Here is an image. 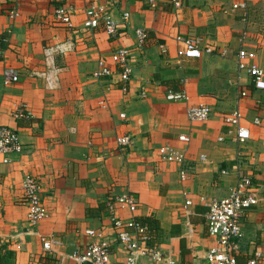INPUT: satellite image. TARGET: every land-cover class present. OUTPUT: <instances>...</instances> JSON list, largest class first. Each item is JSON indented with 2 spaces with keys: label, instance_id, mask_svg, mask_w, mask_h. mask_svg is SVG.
<instances>
[{
  "label": "crops",
  "instance_id": "obj_1",
  "mask_svg": "<svg viewBox=\"0 0 264 264\" xmlns=\"http://www.w3.org/2000/svg\"><path fill=\"white\" fill-rule=\"evenodd\" d=\"M239 1L182 0L175 8L164 0L153 5L148 0H1L0 125L16 131L22 145L19 154L0 155V257L6 264H73L70 253L92 241L86 230L100 231L113 242L110 264H124L126 253L116 243L108 210L112 197L124 193L136 197L137 210L133 215L116 210V217L124 222L150 218L157 226L153 245L169 252L175 264H201L214 243L205 222L207 203L227 196L240 175L251 178L261 199L240 218L237 264L264 250V90L254 89L246 72L236 68L243 48L264 70V0H243L246 12L231 8ZM90 4L106 6L116 22L125 12L129 19L113 38L101 25L85 30L81 24ZM60 5L71 8L72 32L51 22ZM12 7L18 10L14 19L6 16ZM136 28L147 34L141 52L135 49ZM178 35L193 36L214 51L179 59ZM50 46L66 49L54 57L60 72L52 90L35 76L44 70L43 51ZM117 47L133 52L125 92L110 61ZM99 59L114 69L111 77H94ZM6 67L18 73L17 82L3 83ZM241 88L248 96L236 104ZM179 89L186 91L188 103L165 99L167 90ZM21 104L30 116L13 118ZM188 105H206L209 119L190 122ZM236 107L245 122L261 120L249 126L250 138L242 146L223 123ZM121 135L131 138L129 147L117 146ZM180 135L189 142L181 143ZM164 146L181 152L183 163L161 160L158 151ZM27 174L38 181L47 212L31 228L20 190ZM40 236H53L60 244L44 252Z\"/></svg>",
  "mask_w": 264,
  "mask_h": 264
},
{
  "label": "built area",
  "instance_id": "obj_2",
  "mask_svg": "<svg viewBox=\"0 0 264 264\" xmlns=\"http://www.w3.org/2000/svg\"><path fill=\"white\" fill-rule=\"evenodd\" d=\"M155 0H148L152 5ZM173 5L175 8H181L182 0H164ZM1 3V0H0ZM233 10L246 12L245 1H239L232 4ZM72 11L67 5H60L54 8L51 22L54 25L61 26L69 31H74L72 22ZM6 16L14 19L18 16L17 8L6 10ZM129 19L128 13H123L122 22L113 20L110 10L104 5L90 4L84 10L82 28L85 30H94L100 25L103 31L109 37H115L117 30L122 23ZM135 38V49L143 51L147 41V34L144 30L136 28L133 30ZM177 57L180 58H200L202 54L211 55L213 49L211 47H201L199 40L193 36H176ZM62 46L46 47L43 51L45 68L43 71L36 73L35 76L41 78L44 86L48 90L56 88L57 75L60 68L54 63L56 54L64 52ZM132 50L127 47H117L110 56L111 63L118 69L116 72L119 82L123 84L121 90L126 91V86L130 82L133 67L131 64ZM223 55V54H221ZM3 56V50L0 46V58ZM251 54L241 48L236 56V68L238 72H246L251 78L254 89L264 90V70L250 61ZM114 69H110L103 59L97 61L94 77L98 80L104 77H111ZM3 83L5 85L18 81V73L9 67L4 68L2 72ZM143 95V94H141ZM248 91L241 88L237 92L236 104L240 99L247 97ZM165 99L168 102H189V96L184 89L177 91L167 90ZM104 103L101 102V105ZM210 109L206 105H188L186 107V116L190 122H204L210 117ZM30 112L25 104H21L14 108L12 112L13 118L29 117ZM120 119H125L123 113L119 114ZM223 123L226 127V134L238 145H244L250 138L249 126H259L261 120L258 117L253 118L250 122H245L244 116L239 107L230 111L223 117ZM178 140L187 144L189 138L180 135ZM219 141L222 138L218 139ZM116 144L120 149L127 148L132 144V140L128 135L116 137ZM22 145L19 135L16 131L7 126L0 125V155L8 153H21ZM160 159L167 162H176L182 164L184 156L181 152L172 150L164 146L158 151ZM3 163H8L7 158H3ZM181 180L186 179V173L181 170L179 172ZM21 199L26 206V221L28 226L34 227L44 218L47 212L41 199V187L38 181L31 175L27 174L23 177L21 184ZM260 193L254 187L249 176H238L235 186L229 194L220 199H210L207 203V212L205 214V222L208 235L213 239L214 243L207 249L201 264H237L235 251L237 250V242L242 237L240 218L244 212L257 206L260 201ZM200 202H204L205 198L199 197ZM191 202L186 200L184 207H189ZM138 202L136 197L131 193L114 196L108 202L109 217L113 224L115 240L117 245L121 246L126 253L124 264H144V260L149 264H175L169 252H161L157 246L150 244V236L145 225L138 223L134 217L127 221H122L115 216L116 210L126 211L133 215L137 210ZM189 231V230H188ZM85 234L92 241L82 250H74L70 253L69 259L73 264H110V255L113 242L105 238L100 231L86 230ZM42 250L44 252H52L54 247L60 243L53 236H40ZM246 264H264V250H256L247 260Z\"/></svg>",
  "mask_w": 264,
  "mask_h": 264
},
{
  "label": "trees",
  "instance_id": "obj_3",
  "mask_svg": "<svg viewBox=\"0 0 264 264\" xmlns=\"http://www.w3.org/2000/svg\"><path fill=\"white\" fill-rule=\"evenodd\" d=\"M136 221L142 225H145L148 229V235L150 236V244L157 238V226L150 218L136 219ZM0 264H6V257H0Z\"/></svg>",
  "mask_w": 264,
  "mask_h": 264
},
{
  "label": "rangeland",
  "instance_id": "obj_4",
  "mask_svg": "<svg viewBox=\"0 0 264 264\" xmlns=\"http://www.w3.org/2000/svg\"><path fill=\"white\" fill-rule=\"evenodd\" d=\"M261 14L264 15V6L261 7ZM263 20H264V16H263Z\"/></svg>",
  "mask_w": 264,
  "mask_h": 264
}]
</instances>
